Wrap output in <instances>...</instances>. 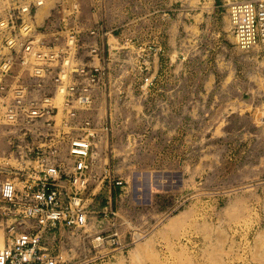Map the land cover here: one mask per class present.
<instances>
[{"label": "rangeland", "instance_id": "374dc122", "mask_svg": "<svg viewBox=\"0 0 264 264\" xmlns=\"http://www.w3.org/2000/svg\"><path fill=\"white\" fill-rule=\"evenodd\" d=\"M240 1L77 0L79 62L102 63L97 46L110 59L107 90L82 114L98 131L94 174L108 166L123 186L114 220L100 213L104 181L84 229L47 231L59 264H264V66L231 31L228 4ZM98 25L106 37L91 35ZM23 120L0 129L1 157L23 162L45 133L21 137ZM113 222L124 242L138 239L106 255L93 240ZM7 239L0 216V249Z\"/></svg>", "mask_w": 264, "mask_h": 264}, {"label": "built area", "instance_id": "2783aa9c", "mask_svg": "<svg viewBox=\"0 0 264 264\" xmlns=\"http://www.w3.org/2000/svg\"><path fill=\"white\" fill-rule=\"evenodd\" d=\"M49 1L0 0V129L19 127L24 115L21 137L45 130L27 159L20 157L23 162L0 156V216L8 231L0 264H59L60 257L45 246L47 231L84 229L92 214L87 203L90 198L94 201L104 181L110 194L100 213L114 220L113 190L123 186L108 166L97 182L98 131L89 118L82 117L92 109L94 92L108 88L110 59L97 46L92 55L102 63L79 62L80 5L77 0ZM228 16L239 49L258 50L264 66V0L229 3ZM91 35L108 33L98 25ZM103 131L109 134V125ZM137 239L135 233L129 243L124 242L113 222L108 232L96 233L93 248H111L106 255L124 252Z\"/></svg>", "mask_w": 264, "mask_h": 264}, {"label": "trees", "instance_id": "16d2710c", "mask_svg": "<svg viewBox=\"0 0 264 264\" xmlns=\"http://www.w3.org/2000/svg\"><path fill=\"white\" fill-rule=\"evenodd\" d=\"M117 189H119V188H115V189H114V190H115V194H114V196L116 195V190H117Z\"/></svg>", "mask_w": 264, "mask_h": 264}]
</instances>
